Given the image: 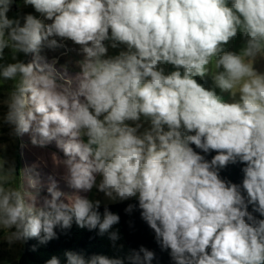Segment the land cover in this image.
I'll list each match as a JSON object with an SVG mask.
<instances>
[{
  "label": "clouds",
  "instance_id": "1",
  "mask_svg": "<svg viewBox=\"0 0 264 264\" xmlns=\"http://www.w3.org/2000/svg\"><path fill=\"white\" fill-rule=\"evenodd\" d=\"M59 49L80 58H49ZM259 64L264 0H0L3 240L45 245L75 223L124 249L109 205L135 200L124 212L138 207L171 264H264ZM5 135L54 144L52 171L41 172L43 159L18 170ZM230 165H242L239 183L221 176ZM93 189L107 199L102 212ZM63 255L65 264L157 260L143 245L122 257Z\"/></svg>",
  "mask_w": 264,
  "mask_h": 264
},
{
  "label": "trees",
  "instance_id": "2",
  "mask_svg": "<svg viewBox=\"0 0 264 264\" xmlns=\"http://www.w3.org/2000/svg\"><path fill=\"white\" fill-rule=\"evenodd\" d=\"M28 9V8H27ZM31 8L26 10L30 12ZM242 165H230L221 172L223 178L239 183L242 179L240 172ZM128 203H137L135 200L109 205L110 211L120 216L118 225L113 226L112 230H119L121 240L118 243L124 245V249H114L108 240L107 234L101 236L96 230L80 229L75 223L66 231L56 229L57 239L49 241L45 245H40L35 238L27 240L22 244V250L16 264H44V262L55 255L60 258L61 264H65L64 252L71 250L83 252L86 256L93 254L106 255L109 257L124 256L131 249H138L143 245L157 254V260L153 264H171L166 252H161L154 242L153 233L146 223L140 218L138 207L131 214H126L124 208ZM105 204H101L100 211H103ZM33 246L36 250L32 251Z\"/></svg>",
  "mask_w": 264,
  "mask_h": 264
},
{
  "label": "rangeland",
  "instance_id": "3",
  "mask_svg": "<svg viewBox=\"0 0 264 264\" xmlns=\"http://www.w3.org/2000/svg\"><path fill=\"white\" fill-rule=\"evenodd\" d=\"M28 9H30V7ZM28 9H24V11ZM227 47L230 50H237L240 47L239 39L232 41ZM63 51L64 49H59L55 52H48L47 55L49 56V58L53 56H60V53ZM21 58L25 60L30 59V57H23V56H21ZM79 58L80 56H78L76 52L69 50L67 56H60V63L63 64L65 63L66 60L70 59L74 61ZM257 67H259L261 71H264V64H259L257 65ZM76 71H78V69L74 67H70L69 75H73ZM197 79L200 83L204 84L205 87H210L211 80L209 77H205L203 80H199V78ZM4 131L7 132V129H4ZM2 140L8 143L9 146H8L7 155L10 160L15 161V165L18 170L26 169L30 165L34 163H38L39 160L43 159L44 161L47 162L48 166L44 167L43 165H41L40 168L41 172L43 174H48L52 171V153L58 152L54 144L49 145L45 149L32 147L29 144L28 135H24L23 137L16 139L14 142L10 141L8 137L5 135L2 138ZM60 155H62V153H60ZM17 181L19 183H23V177L20 175L19 171L17 174ZM60 187L62 190L66 192H71V190L68 189L62 181L60 182ZM88 195L91 198L100 199L102 201V205L108 203L107 199L103 196V194L96 192L95 189H93L91 193H88ZM21 250H22V244L16 243L10 247L3 240V233H0V264H15L17 259L19 258Z\"/></svg>",
  "mask_w": 264,
  "mask_h": 264
},
{
  "label": "crops",
  "instance_id": "4",
  "mask_svg": "<svg viewBox=\"0 0 264 264\" xmlns=\"http://www.w3.org/2000/svg\"><path fill=\"white\" fill-rule=\"evenodd\" d=\"M16 264V263H15Z\"/></svg>",
  "mask_w": 264,
  "mask_h": 264
}]
</instances>
